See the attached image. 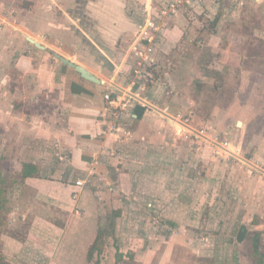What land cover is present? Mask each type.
Segmentation results:
<instances>
[{
	"label": "crops",
	"instance_id": "obj_1",
	"mask_svg": "<svg viewBox=\"0 0 264 264\" xmlns=\"http://www.w3.org/2000/svg\"><path fill=\"white\" fill-rule=\"evenodd\" d=\"M241 1L224 8L206 37L194 40L177 26L166 35L173 44L190 39L206 55L197 63L196 52L179 54L172 83L156 87V77H144L156 61L139 65L132 52L152 0H0L12 8L0 13V170L17 175L24 163L38 169L5 191L8 222L0 238L7 264H115L117 248L119 264H147L149 252L158 264H264V69L263 76L254 72L249 59L253 69L245 60L231 76L247 53L232 49L230 33L225 46L214 41L233 26L225 15ZM254 1L255 17H262L263 0ZM25 30L102 83L36 47ZM256 74L262 81L250 87ZM110 90L136 97L121 119L104 109ZM171 117L189 132H178ZM100 205L121 213L113 234H104L103 251L90 258L104 227ZM27 215L19 234L16 221ZM140 224L146 246L137 255L123 245ZM187 248L191 261L182 256Z\"/></svg>",
	"mask_w": 264,
	"mask_h": 264
},
{
	"label": "rangeland",
	"instance_id": "obj_2",
	"mask_svg": "<svg viewBox=\"0 0 264 264\" xmlns=\"http://www.w3.org/2000/svg\"><path fill=\"white\" fill-rule=\"evenodd\" d=\"M152 2L154 3V5H152L153 7H151L148 10L150 11L151 15H153V17L156 21V25L160 26V28L156 31L157 35H158V41L155 44L154 50L152 52V54L155 53V56H154L155 58H153V60H155L157 64L149 66V70H146L145 74H149L150 77L153 79H155L154 77H156V79H158L157 80L158 84H156V87H157V85H161V86L165 87L169 84V82L172 83V81H171L172 75L176 74L175 73L176 70L174 68L176 66H178V64H179L178 63L179 54H182L183 52H190V53L196 52V54H197L196 62L197 61L199 62V59L203 58L206 55V54H203V52L198 49L201 46L198 44L194 46L193 45V44H195L194 41L192 42V41H190V39L188 41H184V40L182 41L180 38L178 44L177 43L173 44V43L167 42L166 39H167L168 34L174 35L173 29H175L176 26L180 27L183 31H185V30L189 31V36L194 40H195V38L198 39V37H206L205 35H207V30L212 31V29H213V26L215 25V15H217L219 13V11H223L224 8L227 7L228 5L230 6V4L231 5L232 4H238L239 5V2L242 4L241 0H152ZM244 2H246L244 5L245 8L242 5L240 7V9L233 10L231 12V14L229 13L230 15L228 13L225 15V18H227L226 24H228V25L233 24V26H231L229 29H227L229 26L228 27L223 26L222 27L223 31L220 32L222 37H217L214 41H215V43L219 42V44L223 45V44H225V42H227L225 40V35L230 33V36L232 37V39H233V36H236L235 41L231 46L232 49H236L238 51L242 50L245 52V54L247 53V55H246V56H248L247 59L242 57L240 59L241 64L237 63L232 68V70H230L231 74H232L231 76H233V75L236 76V75H238V73H240L242 71V69H243L242 66H244L245 60L247 62V66H249L250 65L249 59L254 60V63H252L250 65L254 68V72H255V70H257V71L259 70L263 76L262 69H264L263 68V66H264V13H263V15L261 14L262 17H260V16L255 17L257 12H258V10L255 6V5H257L255 3V1L254 0H244ZM204 3H206V4L203 7ZM261 5H263L262 7L264 8V0H263V3H261ZM140 6H142V4H140ZM10 10H12L11 7L9 8L6 5L5 6L0 5V13H2L3 15H5L8 12H11ZM145 12H147V11H145ZM224 12H225V10H224ZM2 18H3V21L5 22V24L9 23L7 17H5V18L2 17ZM261 18H262V21H260ZM235 24H237V25H235ZM25 31H26V34L28 35V33H27L28 31L27 30H25ZM178 33H181V32H178ZM38 37L43 39L41 36H38ZM222 40H225V41L222 42ZM201 43H204V41L202 40ZM223 46H225V45H223ZM257 52H259L260 54L257 55ZM133 54H134V52H133ZM134 61H135V57H134ZM257 66H259L258 69H257ZM252 67H250V68H252ZM144 69H146V68H144ZM143 72H144V70H143ZM252 75H253V73H252ZM140 77L144 78L141 76V74H140ZM252 78H253V81L251 82L250 87L254 86V85H258L260 83V81H262L261 79H259L258 74H256ZM104 79H106V78H104ZM5 81H9L11 83V79L9 77H6ZM103 81H105V80H103ZM258 81H259V83H258ZM220 83H223V80ZM261 89H263L262 91L264 94V83L261 84ZM153 90H154V87H153ZM155 94L160 95L158 92ZM243 94L246 95L248 93H243ZM200 95H202V98H201L202 101L199 102L196 99V102L203 104V96L204 95L203 94H200ZM8 96H9V94L7 95V97ZM4 97L6 98L5 93H4ZM11 98H12V96L10 95L9 99H11ZM197 103L195 106L196 108L198 107L199 109L205 110L206 107L204 105H206V104H204L202 106V105H199ZM208 109H209V107H207V110ZM108 113H110V112H108ZM207 114H209V112H207ZM207 123H208V121H207ZM207 123L201 124V125L206 126ZM201 125H199V126H201ZM208 126L211 127V125H208ZM214 127H216V126H214ZM203 157H204V155L202 156V159H203ZM207 157H208V155H207ZM258 170L260 172H262V170H260V168H258ZM263 174H264V172H263ZM86 183L90 184V181L88 180V181H86ZM100 209L101 210H100V214H99V224H101V226H102V224H104L103 226H104V228H106V231L107 230L109 231V232L107 231L108 234H113V232L110 233V231H113L117 216L114 218L110 216V212H109L110 210H108L107 205H104V207L101 206ZM153 221H155L156 223H159L158 222L159 219H153ZM28 223H29V215H27L25 219L22 218L21 220L18 219L16 221V228L19 230L18 231L19 234H24V230L26 229ZM133 228H134V230H133ZM141 228H142L141 224L132 226V228L130 229L132 233L130 235H125L126 237L131 236V239L127 240L128 242H130L129 243L130 245H123V246L125 249L128 247L132 248V250L128 249L132 252L134 251L132 254H134L135 252H138L144 246H146V245H143L142 238L144 235H143V232H141ZM166 228L168 229V227H166ZM163 229H164V227H163ZM120 236L122 237V242L124 243V239H123L124 234L120 235ZM111 240H112V238H111ZM135 243L137 245H134ZM131 244H133V245H131ZM83 246L84 245H82V248H83ZM85 246L87 247V245H85ZM152 246L157 247V245H152ZM186 250L189 251L188 252L189 254L182 255L183 259L185 261L193 260V257H195V253L191 249L187 248ZM135 254L138 255V253H135ZM157 259H160V257L157 256V254L154 255V254H150V252H149L148 254L145 255L144 260H145V263H147V264H158L159 260H157ZM144 260H141V261H144ZM94 261H97V260H94ZM139 261L140 260L136 261L134 259V263L139 262Z\"/></svg>",
	"mask_w": 264,
	"mask_h": 264
},
{
	"label": "built area",
	"instance_id": "obj_3",
	"mask_svg": "<svg viewBox=\"0 0 264 264\" xmlns=\"http://www.w3.org/2000/svg\"><path fill=\"white\" fill-rule=\"evenodd\" d=\"M149 13L148 16L144 19L142 24L139 27V33L137 39L133 42L132 50L134 54L138 57V64L139 65H145L146 66L151 65L154 60L151 57V53L154 50V46L157 43L156 36L154 34L155 31H157L160 26L156 25V21L151 15L150 11L147 10ZM141 72V70H139ZM119 91H116V94L113 95L114 91H106L104 93V99H105V111L112 116H114L117 119H120L123 117V110L124 106L127 102L136 99L133 95L127 94L126 97L123 96V94L118 93ZM171 120H175V124L177 125L178 132H189L188 126L186 123L181 120H178L174 117H171ZM119 122V121H118ZM178 123L182 124L181 126H178ZM114 127V125H112ZM222 148L223 145H221ZM231 153V152H230ZM77 185H83L84 181L82 179L76 180Z\"/></svg>",
	"mask_w": 264,
	"mask_h": 264
},
{
	"label": "trees",
	"instance_id": "obj_4",
	"mask_svg": "<svg viewBox=\"0 0 264 264\" xmlns=\"http://www.w3.org/2000/svg\"><path fill=\"white\" fill-rule=\"evenodd\" d=\"M221 15H222V11H219V13L217 15H215V25L213 26L212 31L217 30L216 29L217 24H218L220 18L222 17ZM72 60H74V59H72ZM74 61H76V60H74ZM90 71H92V70H90ZM144 77L148 78L150 83H151V81H153V78H151L149 74H146ZM175 105L176 104H172V106H171V109H173L174 112H176V109L174 107ZM178 125L181 126L182 124L178 123ZM37 171H38V169L35 167V165H32L30 163H24L22 170L19 171L17 173V175H13V174L3 175L1 170H0V234H1L2 230L4 229L6 223L8 222L7 221V213L9 212V206L7 205V198L5 196V191L14 182H16L20 179H25L27 176H30L31 174H33L34 172H37ZM201 210H203V208H201ZM120 213H121V210L116 209V210L112 211L110 216L114 218L116 216H119ZM105 232H106L105 228L101 227V229L99 230V233L97 234L96 240H95L94 244L92 245V247L89 251V257L90 258L94 257L95 252L100 254L103 251V248L105 246L104 245V234H105ZM259 237H260V234L256 233L255 245H254V248L256 251L259 249V245H258L259 244ZM2 248L3 247L1 245V238H0V264H7L5 261V257L3 255ZM122 258H123V253H120L119 248H117L115 264H119V261ZM96 264H100L99 258L97 259Z\"/></svg>",
	"mask_w": 264,
	"mask_h": 264
},
{
	"label": "water",
	"instance_id": "obj_5",
	"mask_svg": "<svg viewBox=\"0 0 264 264\" xmlns=\"http://www.w3.org/2000/svg\"><path fill=\"white\" fill-rule=\"evenodd\" d=\"M26 38L31 43H33L36 47H38L40 49H49L56 58H58L62 63L74 68L76 71H78L81 74L82 77H84L90 81H93L95 83H102V80L95 73H93L86 66H84L83 64H81L77 61H74L71 58L61 54L56 49L47 47L45 44L41 43L38 40H35L33 37H30L27 35Z\"/></svg>",
	"mask_w": 264,
	"mask_h": 264
}]
</instances>
